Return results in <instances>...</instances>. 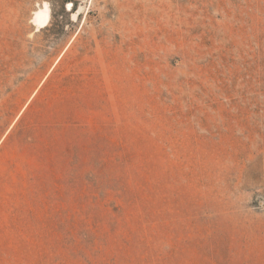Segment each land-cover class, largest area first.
I'll return each instance as SVG.
<instances>
[{
    "label": "rangeland",
    "instance_id": "obj_1",
    "mask_svg": "<svg viewBox=\"0 0 264 264\" xmlns=\"http://www.w3.org/2000/svg\"><path fill=\"white\" fill-rule=\"evenodd\" d=\"M0 264H264V0H0Z\"/></svg>",
    "mask_w": 264,
    "mask_h": 264
},
{
    "label": "bare ground",
    "instance_id": "obj_2",
    "mask_svg": "<svg viewBox=\"0 0 264 264\" xmlns=\"http://www.w3.org/2000/svg\"><path fill=\"white\" fill-rule=\"evenodd\" d=\"M34 22H36L38 25H44L45 23H47V9L38 11V13H36L35 15Z\"/></svg>",
    "mask_w": 264,
    "mask_h": 264
}]
</instances>
